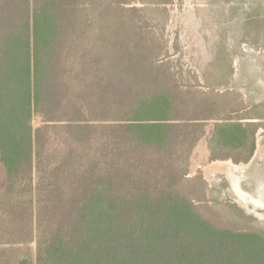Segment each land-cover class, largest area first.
Returning <instances> with one entry per match:
<instances>
[{
    "label": "rangeland",
    "instance_id": "rangeland-1",
    "mask_svg": "<svg viewBox=\"0 0 264 264\" xmlns=\"http://www.w3.org/2000/svg\"><path fill=\"white\" fill-rule=\"evenodd\" d=\"M71 18L69 112L99 107L109 79L110 89L135 94L129 102L149 96L154 82L173 88L168 123L181 126L157 152L126 143L121 121L69 129L34 117L30 172L8 182L0 165V264L23 254L34 264L51 224L73 219L90 187L169 186L215 227L264 238V207L248 201V211L223 173L205 172L217 161L245 163L241 189L264 204V0H78Z\"/></svg>",
    "mask_w": 264,
    "mask_h": 264
},
{
    "label": "trees",
    "instance_id": "trees-1",
    "mask_svg": "<svg viewBox=\"0 0 264 264\" xmlns=\"http://www.w3.org/2000/svg\"><path fill=\"white\" fill-rule=\"evenodd\" d=\"M77 4L0 0V165L8 182L30 172L39 138L34 117L69 129L121 121L116 128L126 143L157 152L173 144L170 131L181 126L168 123L173 88L154 82L149 96L129 102L135 94L110 89L109 79L95 98L99 107L69 112L73 97L64 55L77 32L71 18ZM223 127L236 136L235 126ZM77 203L73 219L51 224L34 264H264V238L215 227L169 186L126 194L90 187ZM15 263L32 264V258L23 254Z\"/></svg>",
    "mask_w": 264,
    "mask_h": 264
},
{
    "label": "bare ground",
    "instance_id": "bare-ground-1",
    "mask_svg": "<svg viewBox=\"0 0 264 264\" xmlns=\"http://www.w3.org/2000/svg\"><path fill=\"white\" fill-rule=\"evenodd\" d=\"M238 165H240V164H238ZM246 167H247V165L245 163H241V165L239 167H237V164H233L230 161H217V162L211 163L209 165V167L205 169V172L208 175H213L217 172L223 173L230 183L231 190L237 196L238 202L247 208V202L248 201H251V203H253L254 206H257L258 204H256V201L255 202L252 201V196L250 194H246L244 191H242L241 186H240V182L243 181V179H244V176L242 174L240 175V173L243 170V168H246ZM261 186L262 185L258 186L257 188H259ZM259 191H261V190H259ZM260 195L262 196V194L259 193L258 197H260ZM257 199H259V198H257ZM260 206L264 207L263 204ZM247 210L250 211L251 207H248ZM254 213L259 215L256 212V210L254 211Z\"/></svg>",
    "mask_w": 264,
    "mask_h": 264
},
{
    "label": "flooded vegetation",
    "instance_id": "flooded-vegetation-1",
    "mask_svg": "<svg viewBox=\"0 0 264 264\" xmlns=\"http://www.w3.org/2000/svg\"><path fill=\"white\" fill-rule=\"evenodd\" d=\"M240 186H241V183H240ZM256 204H258V205H262L261 203H259V202H256ZM264 205V204H263ZM248 207L250 206V205H247ZM261 207H263V206H261Z\"/></svg>",
    "mask_w": 264,
    "mask_h": 264
}]
</instances>
